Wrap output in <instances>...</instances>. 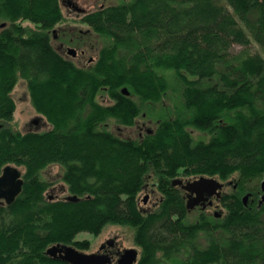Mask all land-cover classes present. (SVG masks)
Instances as JSON below:
<instances>
[{
	"label": "trees",
	"instance_id": "obj_1",
	"mask_svg": "<svg viewBox=\"0 0 264 264\" xmlns=\"http://www.w3.org/2000/svg\"><path fill=\"white\" fill-rule=\"evenodd\" d=\"M66 3L88 26L76 34L102 39L86 42L84 59L53 43V29L71 26L63 0H0V174L7 165L24 173L15 199L0 200V264H71L47 249H88L78 234L109 224L135 228V264H264L263 192L251 185L264 178V0ZM164 70L182 83L177 112L139 138L108 128L136 126L145 106L165 99ZM19 78L50 129L13 127ZM52 165L77 200L49 195L54 182L42 173ZM200 176L232 189L225 213L201 209L190 221L172 180Z\"/></svg>",
	"mask_w": 264,
	"mask_h": 264
},
{
	"label": "rangeland",
	"instance_id": "obj_2",
	"mask_svg": "<svg viewBox=\"0 0 264 264\" xmlns=\"http://www.w3.org/2000/svg\"><path fill=\"white\" fill-rule=\"evenodd\" d=\"M74 4H77L79 7H82L86 10H91L96 7L102 6V5H109V4H117L122 2L123 0H70ZM64 4V13L67 17L65 24L71 25L70 26V33L68 32V26H60L57 29L58 39H54L53 35V43L56 46H59V44L63 41L64 38L71 37L74 33L72 31V26L75 28L76 32H85L88 29L87 25H83L79 22H77V17L79 16L76 13V10L70 9V6L66 3V0H63ZM32 23L25 22V25H30ZM82 30V31H81ZM77 35V34H76ZM64 37V38H63ZM83 37V36H82ZM84 39H87L91 42L93 40L94 44L99 45L101 43V38L94 36L84 37ZM105 39L103 38V43ZM106 42V41H105ZM73 48H77L76 43H72L70 45ZM236 50L241 49V46L236 45ZM258 51L259 48L255 47ZM87 54H90L88 52ZM166 76L170 80V89L168 91L167 96L165 99L157 104H149L145 106L144 116H140L139 120L137 121V125L134 127H123L120 126L115 120H110L107 123L108 128L113 130L115 133L119 134L120 136L124 138H139L146 130L153 128L156 125V122H158L163 117H169L174 115L181 103L180 97L182 93V83H180L179 80L176 79L175 75L170 70H164ZM13 96L17 103V108L15 111V117L14 120L11 122L13 127L15 129L21 130V131H28V130H39V131H45L52 127V124L49 123L46 118L42 117L41 114L37 112L35 107L32 104V101L30 99V93L28 90L27 82L24 78H19L17 85L15 86L13 90ZM178 105V106H177ZM34 120H37V123H34ZM192 131V134L195 138H202V139H209L210 135L199 131L194 128H190ZM43 178L49 180L50 182H54L53 186L49 190V195L51 197H63L67 196L68 192L65 187V184L62 182V175H63V168L62 166L52 165L48 168H45L43 170ZM182 178V177H181ZM195 179V178H191ZM190 179V180H191ZM231 180V179H230ZM263 178H259V180L254 181L251 183L252 186H255L256 184H259L261 186V181ZM232 187L227 186L225 192L231 191ZM154 193V192H153ZM145 197H147L146 205L152 204V202L155 199V196L152 193H149V191H146V193L143 194V200H145ZM211 213L215 214V211L225 213V209L219 204L217 207H211ZM201 209L195 208L191 209L188 215V219L190 221H194L198 218L200 214ZM135 228L128 227V226H122V225H116V224H109L107 225L103 231L99 235H94L89 232H81L78 234L79 240L88 239L91 242V246L88 249H81L80 250L91 253V252H97L100 244L102 241L108 238L117 237L120 241V244L123 246V248H137L140 253V248L135 244L134 241V233Z\"/></svg>",
	"mask_w": 264,
	"mask_h": 264
},
{
	"label": "water",
	"instance_id": "obj_3",
	"mask_svg": "<svg viewBox=\"0 0 264 264\" xmlns=\"http://www.w3.org/2000/svg\"><path fill=\"white\" fill-rule=\"evenodd\" d=\"M68 52L75 54L76 48L69 47ZM125 92L128 90L125 88ZM37 123V120H34ZM24 183V173L18 166L7 165L0 174V200L4 199L11 203L16 195L21 191ZM174 185H181L188 192L189 198L187 207L194 208L199 203L209 200L211 196L221 197L224 182L215 177L200 176L193 180L184 181L182 178H174ZM261 189L264 191V179L261 182ZM68 199L77 200L76 195H67ZM248 195L245 196V200ZM264 200V193L262 196ZM147 201V197H145ZM47 253L71 264H111L109 254H100L97 252L87 253L73 244H54L47 249ZM139 250L137 248L125 249L115 264H135L138 261Z\"/></svg>",
	"mask_w": 264,
	"mask_h": 264
},
{
	"label": "flooded vegetation",
	"instance_id": "obj_4",
	"mask_svg": "<svg viewBox=\"0 0 264 264\" xmlns=\"http://www.w3.org/2000/svg\"><path fill=\"white\" fill-rule=\"evenodd\" d=\"M71 5H74L80 11L84 10L82 7H79L77 4L71 3ZM72 31L74 34L71 37H69L68 39L63 37L68 42H65V40L63 39V41L59 44V48L63 49V51H65L67 54H69L75 58H81L82 57V59H84L85 55L87 54V51H86V48L83 46H87L86 42L88 40L84 39V37H82V36L76 35V30L74 27H72ZM66 33H70V29ZM52 35H53L54 39H58L57 29L52 30ZM74 42H76L78 44H76V46H77L76 53L72 54V53L68 52V48L71 47L70 45ZM92 59H93V57L91 56L90 60H92ZM184 180L187 181L189 179H184ZM227 186L228 185L226 183L222 189L221 197H217L215 195L211 196L209 200H206L202 203H199L198 205H196L192 209L200 208L202 210H206V209L211 208V207H215V206L217 207L219 204H221L220 200H221L223 194L225 193ZM185 197H186V202H187L188 198H189L187 191H185ZM247 199L248 198H246V201H247ZM215 214L220 215V212L215 211ZM124 250H125V248H123V246L120 244L119 239L117 237H113V238H108V239H105L104 241H102L97 253L109 254L111 256V264H115L118 261V259L120 258V256L123 254Z\"/></svg>",
	"mask_w": 264,
	"mask_h": 264
}]
</instances>
